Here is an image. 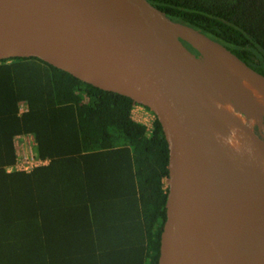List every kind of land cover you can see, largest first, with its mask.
<instances>
[{
  "label": "trees",
  "instance_id": "1",
  "mask_svg": "<svg viewBox=\"0 0 264 264\" xmlns=\"http://www.w3.org/2000/svg\"><path fill=\"white\" fill-rule=\"evenodd\" d=\"M149 1L264 74V0ZM137 104L37 57L0 61V264H158L169 148ZM23 133L49 162L8 171Z\"/></svg>",
  "mask_w": 264,
  "mask_h": 264
},
{
  "label": "water",
  "instance_id": "2",
  "mask_svg": "<svg viewBox=\"0 0 264 264\" xmlns=\"http://www.w3.org/2000/svg\"><path fill=\"white\" fill-rule=\"evenodd\" d=\"M155 45L208 64L264 122L232 71L255 79L263 97L264 74L149 0H0V61L37 57L132 97L159 120L169 160L158 264H247L240 244L254 242L264 264V154Z\"/></svg>",
  "mask_w": 264,
  "mask_h": 264
},
{
  "label": "bare ground",
  "instance_id": "3",
  "mask_svg": "<svg viewBox=\"0 0 264 264\" xmlns=\"http://www.w3.org/2000/svg\"><path fill=\"white\" fill-rule=\"evenodd\" d=\"M159 52L164 53L169 62L177 64L184 69L190 76L196 80L213 98L216 106L230 116L238 126L245 132L249 141L264 154V136L256 132L247 120H258L257 112L251 107L242 103L234 92L229 93L226 88L218 81L209 65L200 62L198 65L192 63L186 58H181L167 48L155 45ZM235 78L242 85V89L249 92L264 107V97L260 94L255 79L242 75L241 73L232 71ZM263 138V141H262ZM242 251V259L247 264H256L262 248V242H254L251 244H240Z\"/></svg>",
  "mask_w": 264,
  "mask_h": 264
},
{
  "label": "built area",
  "instance_id": "4",
  "mask_svg": "<svg viewBox=\"0 0 264 264\" xmlns=\"http://www.w3.org/2000/svg\"><path fill=\"white\" fill-rule=\"evenodd\" d=\"M24 110L25 106L22 105L20 111L22 112ZM132 112L137 117L134 118L133 116L135 120L145 124L148 130L152 129L156 116L150 109L138 103ZM14 143L16 147V162L8 167V171H31L49 162L48 159L39 157L37 153V141L32 133L18 134L14 139Z\"/></svg>",
  "mask_w": 264,
  "mask_h": 264
},
{
  "label": "rangeland",
  "instance_id": "5",
  "mask_svg": "<svg viewBox=\"0 0 264 264\" xmlns=\"http://www.w3.org/2000/svg\"><path fill=\"white\" fill-rule=\"evenodd\" d=\"M261 112L264 113V107L261 108ZM133 116H134V118H137L135 115H133ZM247 122L251 125V127L256 132H258L259 134H263V136H264V122L260 123V121L258 120V123H257V120H252V119L247 120ZM150 123H152V122H150ZM263 138H262V141H263ZM254 146H256V145L254 144Z\"/></svg>",
  "mask_w": 264,
  "mask_h": 264
}]
</instances>
